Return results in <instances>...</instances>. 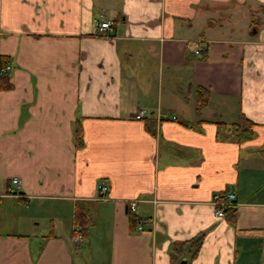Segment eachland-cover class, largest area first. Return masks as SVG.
Here are the masks:
<instances>
[{
  "label": "crops",
  "instance_id": "crops-1",
  "mask_svg": "<svg viewBox=\"0 0 264 264\" xmlns=\"http://www.w3.org/2000/svg\"><path fill=\"white\" fill-rule=\"evenodd\" d=\"M1 56L0 264H264V0H0Z\"/></svg>",
  "mask_w": 264,
  "mask_h": 264
},
{
  "label": "trees",
  "instance_id": "trees-1",
  "mask_svg": "<svg viewBox=\"0 0 264 264\" xmlns=\"http://www.w3.org/2000/svg\"><path fill=\"white\" fill-rule=\"evenodd\" d=\"M5 61H6L5 58L1 56L0 57V68H2L5 65L6 63ZM8 88H10V84L6 78V74L0 75V90H6ZM207 99H208L207 90L200 86L197 87L196 88V105H195L196 112H199L206 105ZM75 123L76 124H75L74 131H73V141L75 145H78L81 139L80 127H79L78 121H76ZM253 125H254L253 122H251L249 119H247L242 114H239L235 121L228 124L227 130L231 135H233L234 137L238 139L248 138L252 134ZM224 215H226L229 220L233 221L235 218V211L232 208H226L224 210ZM87 222H88L87 214H86L84 206L80 203H76L74 207V223L78 227H80V231H79L80 238L84 236L83 229H84V226L87 224ZM190 243L193 247V250L191 253L194 254L198 246V243H199L198 237L190 241ZM179 254H180V249L178 247H175L172 251L169 264H176L174 260V256L179 255Z\"/></svg>",
  "mask_w": 264,
  "mask_h": 264
},
{
  "label": "built area",
  "instance_id": "built-area-1",
  "mask_svg": "<svg viewBox=\"0 0 264 264\" xmlns=\"http://www.w3.org/2000/svg\"><path fill=\"white\" fill-rule=\"evenodd\" d=\"M112 23L108 20L99 21L96 23L95 28V34L96 35H106L108 31L111 30ZM196 54L199 53V50L194 51ZM10 69V66L8 64H5L2 68H0V75L6 74ZM143 111H139L137 114H135V118H140L143 115ZM10 186L7 188V193L11 196H19L17 192V187L19 184V180L16 177H13L9 181ZM107 190V184L104 182H101L97 185V191L99 193V198H103V194ZM234 193L233 192H223V193H215L212 196L211 203L214 207L213 212L214 215L217 217L224 216V210L226 208H232L234 205ZM127 209L129 213H135V206H136V200L132 199L127 201ZM135 222V229L137 231H141L142 227L140 225V220L137 217H134ZM79 227L77 225H73L72 227V240L74 242L79 240Z\"/></svg>",
  "mask_w": 264,
  "mask_h": 264
}]
</instances>
